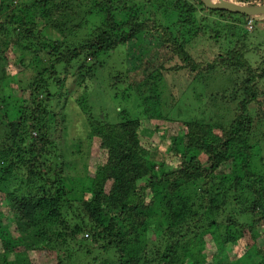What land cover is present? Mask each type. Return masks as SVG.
Returning <instances> with one entry per match:
<instances>
[{
    "label": "trees",
    "instance_id": "trees-1",
    "mask_svg": "<svg viewBox=\"0 0 264 264\" xmlns=\"http://www.w3.org/2000/svg\"><path fill=\"white\" fill-rule=\"evenodd\" d=\"M11 1L0 0V63L11 53L20 73L29 61L35 70L24 86L10 82L13 92H21L15 109L0 96V264H70L72 255L62 259L60 253L77 240L88 243L75 252H97L91 264H229L223 261L245 231L247 261L232 264H264V248L257 246L264 236V136L252 138L255 128L264 131V50L250 45L246 26L251 22L255 32L253 17L209 10L202 0H148L142 6L133 0ZM173 15L177 20L169 22ZM240 26L230 40L229 32ZM10 29L15 38H8ZM83 31L71 49L59 40ZM157 42L175 63H137L140 47ZM195 45L209 51L199 53ZM118 49L125 50L120 64L126 68L110 76L108 88L124 87L120 120L108 123L89 113L86 137L97 157L93 176L84 168L88 185H76L62 162L77 154L76 142L64 133L66 115L54 111L67 106L69 84L88 92L99 58ZM4 73L0 65L2 81L9 78ZM180 73L194 83L198 101L199 86L210 84L207 98L225 115L180 122L178 133L168 135L163 83L165 75ZM9 107L14 117L2 130ZM143 120L154 125L150 135ZM229 200L238 202L244 222L229 215L219 220ZM194 223L199 233L190 229ZM207 232L215 235L220 254L203 250ZM84 235L99 247L93 249ZM101 252L105 258L99 260Z\"/></svg>",
    "mask_w": 264,
    "mask_h": 264
},
{
    "label": "rangeland",
    "instance_id": "rangeland-1",
    "mask_svg": "<svg viewBox=\"0 0 264 264\" xmlns=\"http://www.w3.org/2000/svg\"><path fill=\"white\" fill-rule=\"evenodd\" d=\"M11 1V0H10ZM27 0H13L11 1L13 5H18L20 2H25ZM135 1L138 5H147L148 0H133ZM18 2V4H17ZM8 11L5 9V11L2 12V14L7 13ZM177 19L174 18V15L172 18H170V21H176ZM253 20L256 24V30L254 32V28H249L248 24L246 26V29L248 30V33H251V36L253 37L250 45L257 44L259 46V49L264 50V22L263 24H260L259 20H263V18L260 16H254ZM222 22H225L224 20ZM260 24V25H259ZM224 25V24H221ZM219 28V27H218ZM242 27L229 32L228 36L230 40H235L236 36L240 34ZM8 33V38H15V33L16 30H12ZM23 30L20 29V32L22 33ZM84 36V31L82 32H76L73 34V36L68 37L67 39L60 38L59 40H63V46L66 48H72L78 45L79 42L82 41V38ZM198 45H195L194 48H198L199 53L203 52H208L209 49L207 48H216L211 43H207V48L203 47H197ZM135 47V46H134ZM130 50V49H128ZM212 51V50H210ZM218 50H215L214 52H217ZM116 52V53H115ZM113 54L109 55H104L99 58L100 65L97 67L95 71L96 77H94L92 81V86L89 87L88 92H81L78 87L74 86L73 83L68 85V92H70V96H65L63 98H67V106L63 108H57L54 112H59L63 113L66 115V131L64 132L65 135H68V140H75L76 142V151L77 154L74 153V155L66 154V156L62 159L63 164L65 165L66 171L68 172L69 177H73L77 179L78 184H83L85 187L88 185V182L84 180L85 174H84V168L88 167V173L89 176H93V163L96 161V154H97V147L94 146V144L90 145V142L88 138L86 137L87 131L89 127V131L91 130L90 125L87 124L89 118V113L93 115L94 118H100L108 122V123H117L119 119V96L121 95L120 91L122 90L121 85H117L115 89L108 88V85L110 83V76L112 74H115L116 70H124L125 71V66H122L120 63L124 59L125 56V50L124 49H118L115 51ZM140 52L141 56H137L136 59H138L136 62L139 63L140 65H154L155 63H160L162 64L165 68H169L172 66V64L175 63L174 60H171V62L168 60L169 54L166 52V47H164L160 42L157 44H150V45H143L140 47L138 53ZM207 55V54H206ZM17 57L15 55L9 53L7 55V59L2 60L0 65L4 69V74L8 76L9 78L5 79L2 81L0 78V96H5L6 104H10V106L14 107L16 104L14 99L15 96H20L21 92L20 90H16L13 92V89L10 87V82L11 81H18V85L24 86L28 83L29 80L34 76V66L33 62L29 61L26 62V65L28 68L25 70L20 69L18 65L15 64L17 61ZM152 57V58H150ZM143 59H150V62H146V60ZM135 62V61H134ZM133 62V63H134ZM92 63L91 61L86 62V64ZM131 72V70H130ZM16 73H19L18 75ZM129 76L131 79H135L137 73L134 71L129 73ZM219 84V80L217 81V85ZM12 86V85H11ZM164 101H165V108L166 110L164 111V114L167 113V118L168 121L165 125V129L167 131L168 135H172L174 133H178L179 130V123L180 122H185V121H194V120H204L207 121L210 119L209 122H214L216 121L214 119L213 115H216V113L225 115V113L222 111L223 106L220 104L217 105L216 107L212 106L210 101L208 100L207 97H210L211 94V85L209 84V87L206 88L205 85L199 86L197 93L201 94V99L202 100H197V97L194 92V83H191L188 77L184 76L183 74H178V75H165L164 78ZM215 87V86H214ZM217 88V86H216ZM215 91H218V88L215 89ZM28 94L25 93V96ZM85 94L87 101L90 100L89 103H85V99L82 98L80 95ZM119 94V95H117ZM68 95V94H67ZM117 95V96H116ZM9 97V98H7ZM70 98V99H69ZM96 100L94 102L91 101V99ZM26 99V98H25ZM84 99V100H83ZM119 100V101H118ZM208 100V101H206ZM66 101V100H65ZM66 101V102H67ZM82 101V102H81ZM130 101V106H128L127 111L132 114V111H130L131 108V102L132 98L129 100ZM219 103V102H218ZM129 104V102H128ZM15 109V107H14ZM8 114L6 116V121L4 118H2L3 124L1 125V129L3 130L5 123H8V121H11V118L14 117V110L13 108L9 107L7 109ZM12 113V114H11ZM16 113V111H15ZM0 115H3V112H0ZM223 115V117H224ZM19 114L17 113V117ZM143 129L150 135L149 130L153 129V124L150 123L149 121H144L143 120ZM162 129V128H161ZM260 128H255L252 136V138H260L264 136V131L263 129L259 130ZM148 130V131H147ZM2 135V132H1ZM0 135V136H1ZM36 134H32V137H35ZM153 137H156L157 134H153ZM160 136V135H159ZM155 140V138H153ZM161 137V136H160ZM148 138V137H147ZM141 139H143L141 137ZM145 139V137H144ZM157 139V137H156ZM158 140V139H157ZM95 143V142H94ZM58 154V152H57ZM73 154V153H72ZM264 155V154H263ZM58 160L59 158L56 157ZM54 160V159H53ZM70 164V165H69ZM67 166L74 167L73 170H68ZM78 194V192H77ZM20 195V194H18ZM222 214L221 218L219 220H223L226 218L227 215H229L232 219H236L240 222H244V217L240 215L241 208L238 204V202L234 203V201L229 200L226 202L225 205L221 206ZM195 225V226H194ZM192 231L199 233L201 228L198 223H194L191 228ZM238 229V228H237ZM236 229V230H237ZM225 229H220L218 230L219 233L224 235ZM190 233L192 234L194 233ZM211 232H207L209 236H206V242L204 244V251L207 255H213L215 253L220 254V247L217 246V244L214 242L213 238H215V235H211ZM238 233L240 234L241 231L238 229ZM221 238V236H220ZM84 240H87L91 242L90 237H86L85 235L83 236ZM249 234L247 231L244 232V237H242L238 244L232 248V250L227 254V258L224 259L223 263H229L232 264V262L235 261H247L246 258H244L242 255L245 253L244 248L249 245ZM79 240H77L75 243H72L69 248L63 251V253H60L61 258L67 259L68 256L72 255V261L70 264H91L93 261V258H90L91 255L94 254L96 256V253H91L93 250L90 251V253L87 255L85 254L84 247H82V251L80 252H75L78 249V243ZM88 242H84L83 244L80 245H85L87 246ZM93 249L95 247H99L98 244H95L91 242ZM257 246L264 248V236H262V239L260 238L257 240ZM55 254H51V257H54ZM103 252H101L96 258L101 259L103 257ZM101 256V257H100ZM105 258V257H103ZM98 260V261H99ZM55 262V261H54ZM48 263V264H54Z\"/></svg>",
    "mask_w": 264,
    "mask_h": 264
},
{
    "label": "water",
    "instance_id": "water-1",
    "mask_svg": "<svg viewBox=\"0 0 264 264\" xmlns=\"http://www.w3.org/2000/svg\"><path fill=\"white\" fill-rule=\"evenodd\" d=\"M205 8L209 10L228 11L235 14H243L247 16L264 15V5L254 7H240L224 1L213 2L212 0H202Z\"/></svg>",
    "mask_w": 264,
    "mask_h": 264
},
{
    "label": "clouds",
    "instance_id": "clouds-1",
    "mask_svg": "<svg viewBox=\"0 0 264 264\" xmlns=\"http://www.w3.org/2000/svg\"><path fill=\"white\" fill-rule=\"evenodd\" d=\"M263 5H264V4H263ZM250 25H251V22L248 23V27H249V28L251 27Z\"/></svg>",
    "mask_w": 264,
    "mask_h": 264
}]
</instances>
